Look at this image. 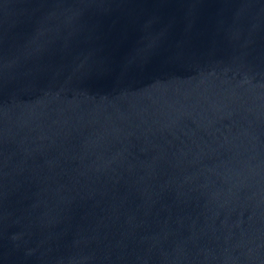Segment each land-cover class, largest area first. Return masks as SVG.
<instances>
[{
	"label": "water",
	"instance_id": "water-1",
	"mask_svg": "<svg viewBox=\"0 0 264 264\" xmlns=\"http://www.w3.org/2000/svg\"><path fill=\"white\" fill-rule=\"evenodd\" d=\"M0 264H264V0H0Z\"/></svg>",
	"mask_w": 264,
	"mask_h": 264
}]
</instances>
